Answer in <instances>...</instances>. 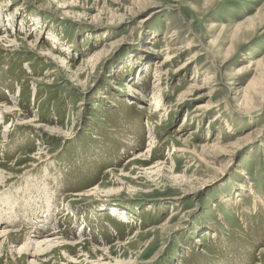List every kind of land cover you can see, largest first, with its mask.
<instances>
[{
  "label": "rangeland",
  "instance_id": "374dc122",
  "mask_svg": "<svg viewBox=\"0 0 264 264\" xmlns=\"http://www.w3.org/2000/svg\"><path fill=\"white\" fill-rule=\"evenodd\" d=\"M9 107L0 264H264V0H0Z\"/></svg>",
  "mask_w": 264,
  "mask_h": 264
},
{
  "label": "bare ground",
  "instance_id": "6f19581e",
  "mask_svg": "<svg viewBox=\"0 0 264 264\" xmlns=\"http://www.w3.org/2000/svg\"><path fill=\"white\" fill-rule=\"evenodd\" d=\"M194 59V58H193ZM159 100L158 101H155V109L156 110H159L160 109V106H159ZM6 109V111H5V114H3V113H1L0 115H1V119H4V118H8V116H12V117H16V120L18 119H20L19 117L22 115L21 113H16V112H14V111H12L11 110V108L9 107V108H5ZM13 109V108H12ZM14 117V118H15ZM18 117V118H17ZM10 118V117H9ZM2 179V178H1ZM1 181V180H0ZM38 187V186H37ZM40 190V189H39ZM53 190V189H52ZM17 191V190H16ZM3 193V192H2ZM46 193V192H45ZM41 195V194H40ZM46 195V194H45ZM52 195V194H51ZM41 198V197H40ZM6 199V198H5ZM44 199H45V197H44ZM47 199V198H46ZM8 202V201H7ZM2 203V202H1ZM4 204V203H3ZM124 217V216H123ZM3 232V231H2ZM17 232V231H16ZM51 234V233H50ZM50 234H48L46 237H44L43 239H42V236L40 235V234H36L35 236H29V234L25 237V240H24V242H25V244L19 249V252H23V253H25V254H28L29 253V248L31 247V249H32V247H33V244L32 243H35V242H37L38 240H40L39 242H38V244L37 243H35V251H34V253L36 254L34 257H43L42 255H44V253H45V251L47 250V249H45V248H43V246L45 245V246H47L48 247V249H51V248H53L52 249V253H54V252H56V249L58 248V247H62V248H65L67 245H71L70 243H68V242H65V240H62V238H53L52 237V235H57V234H55V233H52V235H50ZM10 236H11V232H6V233H0V238H2V237H5V239L6 240H10ZM23 237V236H22ZM20 240V239H19ZM11 241V240H10ZM80 244H82V243H80ZM75 245H78V244H75ZM58 250V249H57ZM34 255V254H33ZM40 260H42V259H40ZM42 262H44V263H48L49 261L48 260H46V259H44V260H42Z\"/></svg>",
  "mask_w": 264,
  "mask_h": 264
}]
</instances>
